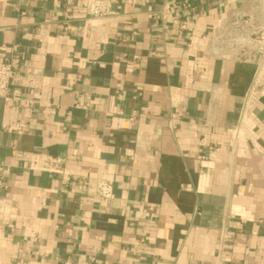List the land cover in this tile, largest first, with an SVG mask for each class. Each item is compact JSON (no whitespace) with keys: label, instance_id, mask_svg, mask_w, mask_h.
Returning <instances> with one entry per match:
<instances>
[{"label":"crops","instance_id":"1","mask_svg":"<svg viewBox=\"0 0 264 264\" xmlns=\"http://www.w3.org/2000/svg\"><path fill=\"white\" fill-rule=\"evenodd\" d=\"M87 1L0 0V264H264V56L204 57L235 0Z\"/></svg>","mask_w":264,"mask_h":264},{"label":"built area","instance_id":"2","mask_svg":"<svg viewBox=\"0 0 264 264\" xmlns=\"http://www.w3.org/2000/svg\"><path fill=\"white\" fill-rule=\"evenodd\" d=\"M238 10L220 18L208 37L204 57L210 60L257 64L264 56V0H235ZM88 20L111 14L110 9L98 0L86 4ZM16 76V65L8 58L0 60V98L11 99V85ZM66 158L47 157L44 169L49 172L65 168ZM97 198L110 202L114 198V180L98 179L94 184ZM226 238V232L222 239Z\"/></svg>","mask_w":264,"mask_h":264}]
</instances>
